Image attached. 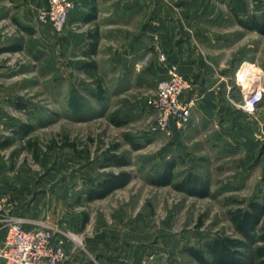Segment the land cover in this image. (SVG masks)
Masks as SVG:
<instances>
[{"label": "rangeland", "instance_id": "374dc122", "mask_svg": "<svg viewBox=\"0 0 264 264\" xmlns=\"http://www.w3.org/2000/svg\"><path fill=\"white\" fill-rule=\"evenodd\" d=\"M236 35L232 56H245L255 70L264 71V33ZM67 53L63 64L55 47L5 58L8 68L0 71V195L21 209L47 208L49 217L57 218L65 243L71 237L83 246L85 235L99 228L97 232L112 241L109 255L123 256L127 247L140 248L147 264H199L189 247L204 249L211 238L239 237L228 211L264 192V181L256 176L233 178L238 151L218 149L212 140L206 143L204 129L151 133L153 114L147 99L156 86L111 93L119 87L103 70L67 65L77 49ZM97 83L101 100L91 91H97ZM11 93L13 98H7ZM115 118L125 121L116 125ZM22 129L27 132L22 134ZM112 155L127 164L108 165ZM169 158L176 161L172 183L193 172L209 182L211 194L189 195L172 183L150 182ZM121 171L130 174L127 184L104 197L85 199L87 187ZM66 216L70 222L81 220L80 225L72 230Z\"/></svg>", "mask_w": 264, "mask_h": 264}, {"label": "crops", "instance_id": "0c3cea01", "mask_svg": "<svg viewBox=\"0 0 264 264\" xmlns=\"http://www.w3.org/2000/svg\"><path fill=\"white\" fill-rule=\"evenodd\" d=\"M73 1L76 8L53 42V32L37 17L46 0H0V71L8 68L5 58L13 53L32 49L48 52L55 47L63 64L68 49L74 48L77 54L67 65L86 71L103 70L104 76L119 87L111 93L133 87L147 91L164 74L158 59L161 50L187 79L183 97L193 101L189 122L180 128L172 123L170 129L186 133L204 129L206 143L212 140L218 149L238 151L233 178L250 180L256 176L264 181V101L254 115H247L226 96L230 87L234 99L240 100L238 76L246 65L261 72L264 79V71L255 70L252 60L232 56L237 33L257 32L240 21L264 18V0ZM93 43L94 51L90 52ZM91 91L102 99L101 94ZM13 96L11 93L7 98ZM15 208L28 226L58 228L57 218L51 219L47 208ZM69 219L64 217L72 230L80 225L81 220ZM97 231L85 235L83 246L67 237V258L62 264H147L140 248L127 247L123 256L109 255L112 241Z\"/></svg>", "mask_w": 264, "mask_h": 264}, {"label": "built area", "instance_id": "2783aa9c", "mask_svg": "<svg viewBox=\"0 0 264 264\" xmlns=\"http://www.w3.org/2000/svg\"><path fill=\"white\" fill-rule=\"evenodd\" d=\"M75 8L76 3L73 0H46L37 17L52 32L59 34ZM158 59L163 65L164 74L157 81L155 93L147 99L153 114L149 131L169 133L172 123L180 128L189 122L193 101L183 97L188 84L177 66L169 63L161 50ZM238 78L240 100L234 99L230 87L226 91L227 99L245 114L254 115L259 104L264 101V79L249 65L243 67ZM0 228V264H62L66 259L65 244L59 230L49 225H26L25 218L2 195Z\"/></svg>", "mask_w": 264, "mask_h": 264}, {"label": "trees", "instance_id": "16d2710c", "mask_svg": "<svg viewBox=\"0 0 264 264\" xmlns=\"http://www.w3.org/2000/svg\"><path fill=\"white\" fill-rule=\"evenodd\" d=\"M240 23L259 33H264V18L252 17L249 22L241 20ZM94 46L95 43L91 46L90 52L94 51ZM97 84L96 95H99L102 93V88L99 83ZM124 121L119 118L113 119V123L116 125H120ZM24 132L26 133L27 129H22L21 133ZM128 141L133 148H138L139 144L134 143L130 138ZM67 145L73 146L72 143ZM126 164L127 160L116 155H112L108 160V165ZM175 164L174 158L166 159L161 169L149 177V181L156 185L171 184ZM129 179L130 174L126 171L108 173L99 178L94 185L87 187L85 199L104 197L114 189L127 184ZM172 185L174 189L189 195L208 196L211 194L209 182L193 172L186 173L181 180L172 183ZM232 200L237 204L241 202ZM240 204L228 211L229 219L239 237L219 236L206 241L203 244L204 249L189 247L187 250L196 262L199 264H250L249 261L253 260L254 264H264V192L246 203L241 202Z\"/></svg>", "mask_w": 264, "mask_h": 264}, {"label": "bare ground", "instance_id": "6f19581e", "mask_svg": "<svg viewBox=\"0 0 264 264\" xmlns=\"http://www.w3.org/2000/svg\"><path fill=\"white\" fill-rule=\"evenodd\" d=\"M241 68H242V66H241ZM241 70H242V69H241ZM241 70H240V71H241Z\"/></svg>", "mask_w": 264, "mask_h": 264}]
</instances>
